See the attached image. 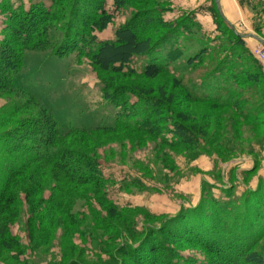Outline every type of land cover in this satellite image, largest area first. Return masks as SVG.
I'll return each mask as SVG.
<instances>
[{
	"label": "trees",
	"instance_id": "obj_1",
	"mask_svg": "<svg viewBox=\"0 0 264 264\" xmlns=\"http://www.w3.org/2000/svg\"><path fill=\"white\" fill-rule=\"evenodd\" d=\"M106 1L50 0L49 5L38 3L21 9L12 13L0 40V91L16 96L8 109L36 108L17 125L0 130V249L18 247L17 240L10 237L7 221L15 216L19 193L27 200L32 234L47 235L53 214L58 212L55 202L43 198L40 181L20 186L18 180L32 167L45 166L42 172L57 170L64 184H93L110 217L127 210L119 209L107 195L104 184L114 181L100 171L103 160L75 136L135 132L164 147L202 149L208 145L204 129L186 114L175 112L173 93H167L166 88L144 89L130 83L129 78L150 80L164 74L184 101L226 108L247 120L264 114V69L241 36L219 25L217 35L210 38L190 15L166 20L159 12L162 7H157L160 0H154L155 9L135 12L115 29L112 39L99 40L95 33L112 22L113 12L137 0H112L111 13L105 8ZM47 49L51 52L44 53L58 59L71 53L88 58L108 80L99 81L101 100L88 111L97 116L94 120L80 124L58 120L33 89L15 83L30 50ZM135 61L140 64L136 66ZM232 188L223 192L226 200L207 191L204 205L189 208L197 212V220L192 217L188 221L183 217L188 209L181 208L176 216L182 220L178 226L184 228L180 233L165 231L162 226L155 230L145 223L142 229L132 226L127 233L112 230L113 243L120 244L116 252L132 264H174L172 255L176 253L170 256L164 241L187 238L200 240L212 251L210 264H264V191L246 189L235 197ZM144 212L146 217L156 218ZM44 217L48 223H43ZM98 239L93 246L104 250L103 241ZM221 251L230 252V257L222 259Z\"/></svg>",
	"mask_w": 264,
	"mask_h": 264
},
{
	"label": "rangeland",
	"instance_id": "obj_2",
	"mask_svg": "<svg viewBox=\"0 0 264 264\" xmlns=\"http://www.w3.org/2000/svg\"><path fill=\"white\" fill-rule=\"evenodd\" d=\"M160 2L157 7H162L159 12L164 19L173 22L193 16L210 38L217 35V27L221 25L241 36L249 50L262 45L260 41L264 43V0ZM38 3L49 5L50 0H0V40L6 34L13 12L28 10ZM153 3L154 0H137L113 12V2L107 0L105 8L108 13L113 12V20L95 33L97 39H112L115 29L135 12L155 9ZM44 52L51 51L30 50L24 71L16 77L15 83L33 89L41 102L51 107L58 120L73 124L94 120L97 116L88 111L101 100L99 81H108L104 74L97 72L88 58L71 53L58 59ZM139 64L140 61H135L136 66ZM128 81L144 89L166 88L167 93H173L175 112H182L196 121V125L204 129L208 145L202 149L164 147L148 135L135 132L75 136L81 143L87 142L103 160L100 171L114 181L104 184L107 195L119 209L127 210L110 217L100 204L93 184H64L57 170L42 172L45 166L32 167L24 173L26 177L18 180L20 186L40 181L43 198L55 202L58 212L53 214L47 235L32 234L27 200L24 193H19L20 204L16 205L15 216L7 221L10 237L17 240L18 247L14 250L1 248L0 264H132L116 252L120 244L116 240L113 243L112 230L127 233L132 226L142 229L145 223L155 230L162 226L165 231L180 233L184 228L178 226L182 220L176 216L181 208L188 209L189 213L183 216L188 221L192 217L197 220V212L189 208L204 205L207 191L226 200L223 192L230 187L238 197L243 187L254 186L264 167V114L258 113L254 120H247L226 108L212 109L208 104L184 101L180 91L171 87V78L164 74L150 80L133 77ZM15 98L13 93L0 91V130L17 125L36 110L32 106L18 111L8 109ZM7 114L10 116L6 118ZM169 136L166 134L167 138ZM144 211L156 218H147ZM198 215L204 216L201 210ZM43 223H48L47 218H43ZM188 236H193L191 230ZM98 238L103 241L104 250L93 246L98 244L95 241ZM164 242L170 256L176 253L172 255L174 264H210L214 259L212 251L204 248L200 240L178 238ZM221 254L222 259L230 257V252L221 251Z\"/></svg>",
	"mask_w": 264,
	"mask_h": 264
},
{
	"label": "crops",
	"instance_id": "obj_3",
	"mask_svg": "<svg viewBox=\"0 0 264 264\" xmlns=\"http://www.w3.org/2000/svg\"><path fill=\"white\" fill-rule=\"evenodd\" d=\"M257 180H255L254 181V186H252V187H249V186H247V187H243L242 189H241V191L243 192L244 190H246V189H250V190H252V192L253 191H255L257 188H261V190H263L264 191V167L261 169V171L259 172V175H258V177L256 178ZM257 182L259 183V186L258 187H256V184H257ZM258 185V184H257ZM258 190V189H257Z\"/></svg>",
	"mask_w": 264,
	"mask_h": 264
},
{
	"label": "built area",
	"instance_id": "obj_4",
	"mask_svg": "<svg viewBox=\"0 0 264 264\" xmlns=\"http://www.w3.org/2000/svg\"><path fill=\"white\" fill-rule=\"evenodd\" d=\"M251 51L254 57L258 60V62L262 65L264 69V46L263 45L257 46Z\"/></svg>",
	"mask_w": 264,
	"mask_h": 264
},
{
	"label": "water",
	"instance_id": "obj_5",
	"mask_svg": "<svg viewBox=\"0 0 264 264\" xmlns=\"http://www.w3.org/2000/svg\"><path fill=\"white\" fill-rule=\"evenodd\" d=\"M260 43L264 46V43H262L261 41H260Z\"/></svg>",
	"mask_w": 264,
	"mask_h": 264
}]
</instances>
